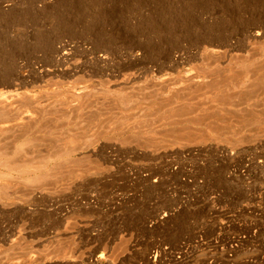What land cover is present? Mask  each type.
<instances>
[{"label": "rangeland", "instance_id": "1", "mask_svg": "<svg viewBox=\"0 0 264 264\" xmlns=\"http://www.w3.org/2000/svg\"><path fill=\"white\" fill-rule=\"evenodd\" d=\"M191 66L233 81L191 129L210 140L85 137L78 163L1 183L0 264H264V0H0L1 99H121Z\"/></svg>", "mask_w": 264, "mask_h": 264}, {"label": "bare ground", "instance_id": "2", "mask_svg": "<svg viewBox=\"0 0 264 264\" xmlns=\"http://www.w3.org/2000/svg\"><path fill=\"white\" fill-rule=\"evenodd\" d=\"M48 1L41 0V3L47 5ZM204 53L203 56L205 55ZM227 56L229 55L215 49L207 51L204 57L215 58L217 60L219 58H227ZM161 68L158 67V71L156 72L151 71L153 72L151 73L152 77L158 76L160 79V86L155 83L159 86L158 88L150 90L152 86L145 88L147 86L145 84L144 88L137 87V90L131 91V93L133 92L132 96H127L126 94L124 98H121L122 96L118 94L121 96L119 97L121 99H117L118 96L117 98L114 97L115 99L108 98V100L105 98H94L93 100L84 99L83 94L88 90V85H85L81 91L76 90L73 97L63 96L52 100L50 98L48 100H38L37 98L20 100L21 98H18L19 95L9 97L3 94L2 99L0 97V102L3 105L1 106V109H3H0V196L4 195V191L2 192L1 188L5 187H2L1 183L6 184V186L8 184L11 190L12 188L22 189L19 183L22 179L29 181V179L38 178L43 174L54 171L58 172L60 168H63L64 164L78 163L79 160L76 159L78 161L75 162L73 154L88 147L87 145L84 147L83 142L85 137L93 136L95 141L104 142L108 141V136L113 134L116 138L115 140L126 144L127 142L129 143L131 135H140L138 136L141 139L139 142L145 140V137H149L150 139L152 138L153 144H165L167 147L174 145L180 146L182 144L184 145V143L189 146L190 144H195L193 142L199 141L202 136L198 137V135H194L196 134L194 129L193 131L195 133L191 131L193 125L199 124V121L202 120L199 115L202 113L205 114V111H207L205 104L228 103L227 100L230 97L228 99L226 98L229 93H226V98L224 97V93L227 89L228 91L233 89V87L230 88L233 84L232 79L228 78L226 71L201 70L202 67L198 69L197 67L191 66L185 69L183 74L179 76L171 74L174 71L168 72L170 69L164 71L165 69L163 70ZM126 76L128 77V75ZM140 80L137 81L141 82ZM137 83L133 81L135 86ZM151 83L153 84V81ZM123 88L127 89L126 87ZM130 88L132 89L133 87ZM117 89L122 92L125 91L124 89L121 90V88ZM21 106L25 110L19 109V111H22L20 113L18 111V114L12 115L6 111V108L10 107L14 109L13 107L21 108ZM53 108L58 112H65V114L73 113L76 118L73 121H68L64 118V120L62 118H54V121H50L46 119L48 117L45 118L44 116L48 110ZM194 114L195 116L188 117V115L191 116ZM213 114L215 115V111ZM88 115L89 117L85 118ZM217 119L219 118L217 117ZM204 120L206 119L203 117V122H205ZM206 121L210 123L208 119ZM207 125L206 123L204 126L209 130L211 126L209 127ZM202 128L199 129L197 127L199 130H202ZM12 133L14 135L16 133L17 135L11 137L10 134ZM5 135L6 137H4ZM157 135L167 136V139H158L156 137ZM204 138L206 140L207 137H203L202 139ZM43 139H47V147L44 149L38 148V151H40L38 153L36 148H34L35 145L31 146V144L36 140L42 141ZM144 144L146 143L144 142ZM140 145L142 144L140 143ZM156 147L158 146L156 145ZM51 151L52 153H50ZM76 174L78 176V173ZM8 180H13L15 183ZM22 190L18 191L22 192ZM9 191L7 195L13 196V190L11 192Z\"/></svg>", "mask_w": 264, "mask_h": 264}]
</instances>
